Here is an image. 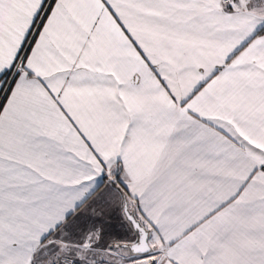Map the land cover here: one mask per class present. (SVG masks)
I'll list each match as a JSON object with an SVG mask.
<instances>
[{"label": "snow or ice", "instance_id": "snow-or-ice-1", "mask_svg": "<svg viewBox=\"0 0 264 264\" xmlns=\"http://www.w3.org/2000/svg\"><path fill=\"white\" fill-rule=\"evenodd\" d=\"M0 264H264V0H0Z\"/></svg>", "mask_w": 264, "mask_h": 264}]
</instances>
